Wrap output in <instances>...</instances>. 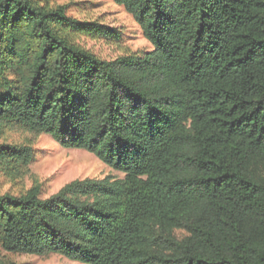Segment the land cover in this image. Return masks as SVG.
Wrapping results in <instances>:
<instances>
[{
	"label": "trees",
	"instance_id": "trees-1",
	"mask_svg": "<svg viewBox=\"0 0 264 264\" xmlns=\"http://www.w3.org/2000/svg\"><path fill=\"white\" fill-rule=\"evenodd\" d=\"M113 1L152 50L103 60L75 36L105 28L67 5L0 0V125L123 175L48 198L39 186L0 194V249L80 264H264V0ZM33 160L0 144L8 175Z\"/></svg>",
	"mask_w": 264,
	"mask_h": 264
},
{
	"label": "rangeland",
	"instance_id": "rangeland-1",
	"mask_svg": "<svg viewBox=\"0 0 264 264\" xmlns=\"http://www.w3.org/2000/svg\"><path fill=\"white\" fill-rule=\"evenodd\" d=\"M51 5H67L69 15L105 28V35L78 34L76 44L103 60L144 54L152 45L144 37L133 16L113 0H51ZM0 144L26 146L34 155L32 164L8 175L0 170V194L21 195L39 186L42 197L57 194L75 180H101L108 176L123 178L85 150L64 149L50 136L27 128L0 125ZM2 262L15 264H80L58 255L31 256L11 254L0 249Z\"/></svg>",
	"mask_w": 264,
	"mask_h": 264
}]
</instances>
